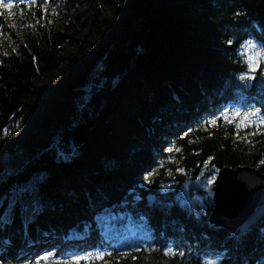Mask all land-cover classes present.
I'll use <instances>...</instances> for the list:
<instances>
[{
    "label": "trees",
    "instance_id": "obj_1",
    "mask_svg": "<svg viewBox=\"0 0 264 264\" xmlns=\"http://www.w3.org/2000/svg\"><path fill=\"white\" fill-rule=\"evenodd\" d=\"M43 2L14 8L30 20L40 17ZM59 2L65 18L83 0ZM76 20L57 30L28 26L0 54V139L21 118L31 131L45 132L27 148L35 158L25 167L0 156V264H17L42 235L65 253L77 252L67 239L93 230L87 220L96 207L102 214L94 248H105V236L130 223L146 224L158 253L172 245L189 255L184 261L190 264L218 255L228 264H264V222L233 237L210 225L211 201L198 209L160 192L162 163L176 159L194 169L209 162L211 169L251 167L264 175V127L251 138L255 144L239 146L234 127L207 123L229 105L245 103V95L264 112L258 77L249 89L238 79L247 70L241 44L250 38L264 43V0H136L118 40L99 55L97 75L82 69L59 102L48 92L39 96L41 82L76 48L84 31ZM85 39L79 53L89 46ZM118 74L139 93L135 100L120 99L113 83ZM42 103L49 113L41 111ZM163 112L173 122L163 125ZM156 129L165 139L155 136ZM56 139L62 142L51 147ZM24 258L20 264H27Z\"/></svg>",
    "mask_w": 264,
    "mask_h": 264
},
{
    "label": "rangeland",
    "instance_id": "obj_2",
    "mask_svg": "<svg viewBox=\"0 0 264 264\" xmlns=\"http://www.w3.org/2000/svg\"><path fill=\"white\" fill-rule=\"evenodd\" d=\"M59 1L60 0H46L45 5L39 11L40 17L32 15L30 20L23 19L22 12L17 11L15 8L10 10L6 7H0V54L5 52L15 41H18L22 37L23 30L28 26L32 27L41 24L49 29L57 30L66 27L68 22L72 21L73 18L77 19L76 21H80L81 29L84 31L78 40H76V48L71 50L70 55L66 56L70 58V60L63 62L60 70L53 75L52 78L42 81L40 84L41 89L39 96L43 92H48L51 99L57 102L62 100L70 82L82 69L90 68L89 70H93L96 75L99 73V55L110 42H112V39L113 41L114 39L115 41L118 40L119 34L121 33V31L119 32L118 30L122 28L121 23L130 13L131 7L136 0H83V2L77 5L75 10L65 18L62 16L64 13L63 9L58 7ZM174 1L176 2V0ZM5 3L14 4V1L5 0ZM84 38L87 39H85L86 41H89V46L79 53L78 51L86 46V44L82 43L84 42ZM249 40L257 42L254 38H250ZM263 65L264 63H261L254 75L259 78L258 85L264 89V70L263 73L258 76V71ZM252 82L253 81L250 82V86L246 87V89L251 87ZM113 83L123 103L133 101L139 96V93L131 89V85L126 83L122 74L116 75ZM253 108H256V106L241 105L230 107L225 112L229 113L228 119L233 122L226 123L224 119H221V122L217 120V123L211 126L215 129H218L221 124L232 126L235 128V140L237 145L249 146L255 144L256 139L251 138L259 134L260 129L264 127V125H261L257 118H250L247 126H245L242 123V118L233 119L231 115V113L236 110L244 112ZM40 109L41 111H47L49 113L45 103H42ZM113 113L116 114L115 109ZM168 122H173V118H164L162 120L163 125ZM236 125H239V127L237 128ZM6 130L7 134L5 135L4 132L0 139V156L13 167L20 169L25 167L26 164L32 163L31 160L35 158V155L29 153L27 148L32 147L33 141H38L40 135H44L45 132L38 133L37 131H31L30 126L24 118L12 122ZM60 132L61 129L59 127L54 128L52 130V136L57 138ZM153 132L165 139L160 129L153 130ZM35 134L38 135L36 136ZM49 136L50 135H47V138ZM34 138H36V140H34ZM61 142V140L59 141L56 139L51 147H53V145L57 146ZM159 143L160 142L157 141V144ZM209 169V162L205 163L204 166L196 167V169L192 168L190 165H182V162L177 159L170 163L164 162L162 163L163 177L160 185V192L165 195H173L178 192L182 197V203L193 207H200L205 210L209 200L205 194L193 192V195L189 197V194L183 195L180 193V188L185 182L194 181V183L198 182L200 191L207 189L209 185L215 182L218 174L217 170ZM210 177L213 178V183L211 184L208 182ZM143 178L146 179V183L151 180L150 176L144 175ZM192 178H196V180H192ZM183 180L185 181L183 182ZM114 238L115 241L112 242L114 246L113 249L93 251L89 248L87 253L80 254L79 256L89 253L95 254L97 252L110 253L111 255H105L103 259L93 258L88 261L81 260L80 264H112L114 261H124L128 264H190L189 262H182L179 257L172 259L164 256L163 253H158L156 251V246L152 243V232L146 224L130 223L124 230H121V233H115ZM91 239V234L90 237H86L87 241ZM42 243L44 242L40 244ZM50 244L51 240L47 241V245L40 248L37 254H33V248L38 245V243L32 245L26 260L27 264H35L37 259L50 252L56 254L57 260L73 261L75 257H78L74 256L69 259H64L57 254V251H53L50 248ZM149 249L154 250L150 251ZM156 256H159V262L153 261ZM17 264H20V262L18 261ZM50 264H55V260L51 261ZM203 264H222V259L218 258L215 261H206Z\"/></svg>",
    "mask_w": 264,
    "mask_h": 264
},
{
    "label": "water",
    "instance_id": "obj_3",
    "mask_svg": "<svg viewBox=\"0 0 264 264\" xmlns=\"http://www.w3.org/2000/svg\"><path fill=\"white\" fill-rule=\"evenodd\" d=\"M190 187L188 182L181 191L187 193ZM205 193L209 197L214 193L210 223L217 227L241 235L264 221V175L257 169L224 168Z\"/></svg>",
    "mask_w": 264,
    "mask_h": 264
},
{
    "label": "snow or ice",
    "instance_id": "obj_4",
    "mask_svg": "<svg viewBox=\"0 0 264 264\" xmlns=\"http://www.w3.org/2000/svg\"><path fill=\"white\" fill-rule=\"evenodd\" d=\"M0 7H6L7 9H13L14 5L12 3H5V0H0ZM229 44H231V41H229ZM240 57L243 60L244 64L246 65V71L241 73L238 77V79L245 85V87L250 86L251 81L256 80V76L254 73L256 72L257 68L261 65V63H264V43L261 42H254L253 40L245 41L240 46ZM228 112H222L219 117H214L213 119L207 121V123L211 125H215L217 123V120L224 119L226 123H232V120L228 119ZM233 119H241L242 123L247 126L250 118H257L259 120V123L261 125H264V114H262V110L259 107L253 108L248 111L241 112L239 110H236L231 113ZM237 128L239 125H236ZM7 134V130H5V135ZM171 151V149H170ZM209 184L213 183V178H209L208 180ZM154 250V249H149ZM105 255H111L110 253H103V252H97L95 254L89 253L87 255L78 256L75 257L73 261H63V260H57L56 254L54 252L47 253L46 255L40 257L35 261V264H50L51 261L55 260V264H80L81 260H91L93 258L95 259H103ZM163 255L172 259H176L179 257L182 262L184 261V258L186 257V253L184 251H180L177 248L174 247H166L163 250Z\"/></svg>",
    "mask_w": 264,
    "mask_h": 264
},
{
    "label": "bare ground",
    "instance_id": "obj_5",
    "mask_svg": "<svg viewBox=\"0 0 264 264\" xmlns=\"http://www.w3.org/2000/svg\"><path fill=\"white\" fill-rule=\"evenodd\" d=\"M59 161V160H58Z\"/></svg>",
    "mask_w": 264,
    "mask_h": 264
}]
</instances>
